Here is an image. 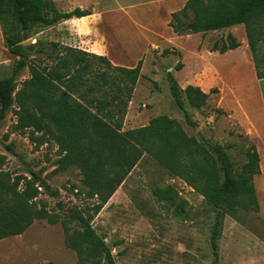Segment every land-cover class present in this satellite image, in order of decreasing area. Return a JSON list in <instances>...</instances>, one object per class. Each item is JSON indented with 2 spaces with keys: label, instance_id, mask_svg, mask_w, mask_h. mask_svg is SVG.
Wrapping results in <instances>:
<instances>
[{
  "label": "trees",
  "instance_id": "1",
  "mask_svg": "<svg viewBox=\"0 0 264 264\" xmlns=\"http://www.w3.org/2000/svg\"><path fill=\"white\" fill-rule=\"evenodd\" d=\"M90 14V10L80 7L60 11L53 0H0L3 45L16 56L10 67H0V128L10 111L17 116L16 128H53L60 151L59 168L76 167L87 189L86 197L95 198L87 208L70 211L69 217L80 226L72 232L66 229L65 234L66 245L76 253L73 264H116L111 249L96 233L91 220L144 154L213 207L210 241L216 253L228 211H259L254 187V176L260 173L256 146L246 148L245 161L234 172L233 162L222 145L188 134L175 118L157 115L143 126L122 129L127 105L140 77L141 59L135 66L126 67L112 64L105 55L57 41L35 39L29 45L23 44L26 29L53 26ZM239 23L244 26L256 77L262 79L264 0H186L180 10L170 13L167 26L173 33L183 35ZM239 45L229 33L226 39L215 41L211 51L223 53ZM166 53L164 50L163 54ZM182 66L178 62L175 69ZM25 69L29 75L19 81ZM166 78L174 103L186 123L194 125L185 104L200 109L206 105L208 93L193 85L182 89L171 71L166 72ZM106 88L111 91L107 99L86 100L88 95ZM84 100L89 104L96 101L95 110ZM108 106L110 109L104 113ZM217 114L224 112L217 109ZM6 147L12 151L10 145ZM39 180L34 175L12 178L0 170V240L22 234L35 220L57 221L44 205L37 206L39 186L53 194L45 182L36 185ZM153 194L158 200L171 203L178 197L170 185L155 187ZM176 208L178 213L183 212L182 204Z\"/></svg>",
  "mask_w": 264,
  "mask_h": 264
},
{
  "label": "rangeland",
  "instance_id": "2",
  "mask_svg": "<svg viewBox=\"0 0 264 264\" xmlns=\"http://www.w3.org/2000/svg\"><path fill=\"white\" fill-rule=\"evenodd\" d=\"M53 1L60 11L81 6L92 14L82 20L70 18L53 26H36L24 31L23 37L28 36L31 43L41 39L92 49L104 44L110 51L109 58L124 63L123 66L142 60L140 77L127 105L122 129L143 126L154 116L167 115L177 119L188 134L222 145L233 162L234 172L245 161L246 148L254 143L259 147L264 169L263 128L262 136L253 143L242 131H231L232 137L222 135L214 128L221 114H217L212 91L208 102L200 109L185 104L194 121V125H188L174 103L166 78V72L174 73L176 64L183 59L185 68L176 79L179 84L190 80L197 63L208 58L207 51L198 53L197 47L206 46L211 50L215 41L226 39L229 33L236 39H244L243 25L204 33L200 39L196 33L173 34L167 26L170 13L167 20L164 19L166 9L162 7L126 8V0ZM164 50L168 53L163 54ZM15 58L4 47L0 28V67H10ZM28 75L25 69L19 81ZM256 89L264 105V78ZM110 93L106 88L88 95L86 100L107 99ZM257 97L260 103V95ZM86 100L83 102L95 110L96 101L89 104ZM250 106L257 109L255 104ZM109 109L108 106L104 113ZM16 123L14 111L8 112L0 128V161L3 160L0 170L12 178L37 176L40 180L36 185L45 182L53 194L39 186L37 206L44 205L57 221L38 219L22 234L1 239L0 264H73L77 260L76 253L66 245L65 234L66 229L72 232L80 226L69 214L74 208H87L95 198L86 197L87 189L76 167L59 168L60 151L53 128L37 131L33 127L16 128ZM6 145H10L12 151ZM166 185L178 192L175 203L158 200L153 194L155 187ZM254 187L259 211L242 208L228 211L214 253L210 241L215 218L213 207L144 154L91 224L111 249L116 264H264V176L254 180ZM179 204L184 208L181 213L176 208Z\"/></svg>",
  "mask_w": 264,
  "mask_h": 264
},
{
  "label": "crops",
  "instance_id": "3",
  "mask_svg": "<svg viewBox=\"0 0 264 264\" xmlns=\"http://www.w3.org/2000/svg\"><path fill=\"white\" fill-rule=\"evenodd\" d=\"M125 2L127 3V6H124L126 8H136L139 6H145L146 8H165L166 15L164 16V19L167 20L168 14L174 12L177 8L180 10L186 0H126ZM79 7L86 9L81 6ZM89 16H91V14L80 17V20ZM236 25L241 26L243 24L239 23L218 29L194 33L198 34L201 39V36L204 33L215 31L219 32L224 29L231 30L234 29ZM236 40L240 43V45L223 53H220L219 51H211L210 47L206 46L203 47V49L202 46L200 49L197 47L198 53H201V50L207 51L206 55L208 58L206 61L201 60V62H198L196 67L192 70L191 79L185 80L184 83L179 84V86L182 89L187 85L198 86L202 91L208 93L207 102L212 95L210 91L213 88H216L217 92L213 94L216 102V108L222 110L224 114H221L220 118H218L214 128L219 129L222 135H228V137L233 136L230 135V132L233 130L242 131L243 134L246 135L253 143L262 136L260 135L261 128L264 130V105L261 93L257 92L256 89L257 83H259L261 79L256 77L254 64L246 38ZM79 48L97 55H105L114 65L123 66L124 64L109 58L110 51L108 46L104 44L97 46L96 49L86 47ZM198 56L199 59H202L200 54ZM134 62L128 67L135 66L137 62ZM181 63L183 65L182 68L173 73L175 78L176 75L179 72H182L185 68L183 59ZM257 94L260 95V103L257 102ZM252 104H255L257 109L252 108L250 106ZM256 110L258 113H256ZM255 146L259 155L260 173L254 176V180L264 176L261 153L259 147H257V145Z\"/></svg>",
  "mask_w": 264,
  "mask_h": 264
},
{
  "label": "water",
  "instance_id": "4",
  "mask_svg": "<svg viewBox=\"0 0 264 264\" xmlns=\"http://www.w3.org/2000/svg\"><path fill=\"white\" fill-rule=\"evenodd\" d=\"M26 31H28V29H26L25 32ZM30 43H31V39L28 36L24 37L23 44L24 45H29Z\"/></svg>",
  "mask_w": 264,
  "mask_h": 264
}]
</instances>
